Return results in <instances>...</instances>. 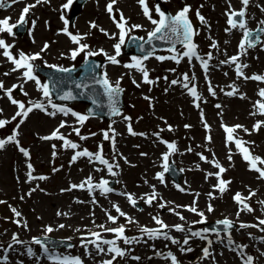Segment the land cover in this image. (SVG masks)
I'll use <instances>...</instances> for the list:
<instances>
[{
  "label": "snow or ice",
  "instance_id": "snow-or-ice-1",
  "mask_svg": "<svg viewBox=\"0 0 264 264\" xmlns=\"http://www.w3.org/2000/svg\"><path fill=\"white\" fill-rule=\"evenodd\" d=\"M18 2H20V0H11V3L8 4V7H11L12 4L18 3ZM41 2H42V0H36L35 4L25 5V7L21 10V15L19 17V20L15 24L10 23V19H11L10 17L0 19V33L6 32L8 34H13V29L25 24L27 22L26 17L30 13L31 9L34 8L36 6V4H39ZM43 2H48V0H43ZM72 2H73V0H68V3L62 5V8H64V9L68 8ZM116 3H117V0H110V2L106 5L107 12L110 14L111 18L113 19V22L116 24V27L119 29V33H118L119 39H118V42L114 45L116 55L115 56H107L108 61H110L112 64L119 63V61L116 59V57L121 54V46L123 44H125V38L129 36V33L135 29H140L142 27L141 25L128 26V22L125 19L122 12L119 15V20H117L115 15L113 14L114 5ZM138 3L142 7V11H143L144 16L149 19V21L151 22L152 25H154L153 30L148 33V42H151L154 38L166 39L167 37L165 36V33H170V34L175 35L177 37L182 36L181 43H182L183 47L186 49V51H184L182 53V55H173V56H168V57L158 56V57H156V59L161 60V61H163L165 59H172L176 63H179L180 59L183 57H187L189 59V61H191L193 58H195L197 60H200L202 68L205 71H207V69L209 67L207 60H201V58L197 55L196 45L192 42V37L196 34V32L193 29L192 23L188 17V13L191 10L190 6H187V5L184 6L175 15H168L165 12H163L161 10V8L157 5L155 7V12L158 14L159 19H153L152 15H151V10L147 4V0H138ZM248 3H249V0H241V4L245 8L248 5ZM4 6H5V0H0V8H2ZM227 15H228L227 24L229 25V28L226 29V31H231L232 29H237V28L243 30V38L241 39V41L238 45V47L242 53L246 52V47H254L256 45V43L260 42L259 33H264V20L259 21L257 29L255 31H253V30L247 29V23H246V20L244 19V17H245V11L244 10L230 11L227 13ZM197 16L201 20V22H204V17L200 15L199 11H197ZM61 18L63 19V16ZM67 24H68V21L65 20L66 26L64 29H62V31L64 34L69 36L72 43H74L78 46L77 48L71 50V59L75 60L76 57L78 55H80V53H82V52H84L86 54V57L100 55L103 53V49H101L99 52L86 51L88 46L86 44L81 43V40L83 39V37L78 35V34L73 35L72 33H70L68 31ZM32 25H33V27L35 26L34 20L32 21ZM90 27L96 28L97 25L95 23H92L90 25ZM101 31H104V30L101 29ZM105 35H108V33L105 32ZM113 38H115V36H113ZM130 38L136 39L134 37H130ZM139 39L142 40L143 38H139ZM210 46L212 48H216L217 44L215 42H213ZM11 47H12V45L7 44L4 39H0V49L4 50L2 52V55L4 57H6L14 65L12 70L17 71V70L23 69L22 77L25 79V82H27L28 80L35 81L38 91H40L42 93V96L47 100V104H45L44 102L29 101L28 106H26L24 103L18 102L17 100L12 98L13 89L16 87L22 88V85H20V86L14 85L13 89H4V84L2 81H0V90H4L5 94L8 96L11 103L14 105H17V107H18V111L15 113V116L13 117V119H15L16 117H21L20 123H23L24 119H26L30 113H32L34 110H39V111H42L45 114H47L49 116H53V117L55 115H57V113H61L65 116L71 114L73 117H75L76 121L80 125H83L89 119V115L79 114L70 108H67L64 106H58V105L52 103L51 94L49 91V85L48 84H41L40 80H38L37 77L33 74V67L34 66H33L32 61L40 59L41 58L40 53H35L32 55H26L23 52H21V53H19V57L17 58V57H14L11 54V52L9 51V49ZM48 47H49V45L47 43H45V45L41 49V52L46 51L48 49ZM170 51H175V48L173 47L172 49H170ZM103 54L107 55L106 53H103ZM147 58L148 57L145 56L143 59H147ZM211 58H212L211 53H209L208 59H211ZM133 60H134V63L125 65V67L134 68L137 71L141 72L142 77H143V82L151 84L152 81L149 79V73H148L147 69L143 66L142 60L140 58H136V57H133ZM238 60H239V56L234 55L226 61H221V63L235 64V66H236L235 70H236V74H237L238 78L242 77L246 80L251 79V80L264 82V76H261V75L244 76L242 68L247 67V65H241V64L237 63ZM50 67H54V68H56L57 71H60V72H71L72 71V69H70V68H63V67H59V66H50ZM5 75H7V73ZM193 79H194V77H193ZM183 80L184 81L189 80V77L187 74L183 75ZM97 82L102 84L105 93L108 95V97L111 100V115H113V116L120 115L121 114L120 110L117 107V98H118L120 92L122 91V89L120 88L119 80L116 81L115 84H113L109 81V79L107 77V73H104L103 79L100 81H97ZM133 83H135V81H133ZM177 83H178L177 80L171 81V84H173V85H175ZM77 87H79V85H77ZM183 87L188 89L190 95L193 98H195L196 100H200V96L197 93L195 85H193L191 88H189L188 83H184ZM230 87H232V86H230ZM209 91L213 96L215 95V92L212 90L211 86H209ZM237 92H238V89L233 87L232 91H229L225 94L228 96H233ZM25 95H27V93H25ZM259 96L264 98V89L260 90ZM61 99H74V97L69 93V94H66L65 96L61 97ZM49 107L52 109V111H48ZM196 107H199V104H197ZM216 107L220 108L221 106L219 104H217ZM255 107L258 108V111L261 115H264V102L258 101L257 104L255 105ZM0 112H2V110H0ZM252 114L255 115L256 113H252ZM201 116L203 118V113H201ZM125 119L128 120L130 118L125 117ZM7 123H9V121L0 119V128L5 127V125ZM65 126H66L65 122L61 121L59 128H63ZM260 126H261V124L258 122L257 124L254 125V129L258 130L260 128ZM185 127L187 128L190 126L185 125ZM207 127H208V125L205 123V128H207ZM222 127H223L225 133L227 134L226 140L228 142H234L235 143V146L238 149V151L242 154L243 159L249 164L250 170L257 172L258 178L264 179V168L258 166V164L264 165V159H261L260 157L252 156L249 149L246 147V142L234 136V133L237 131V129L243 128V126L242 125H235V126L229 127L226 125H222ZM59 128L54 130L50 136H45L42 139H44V140L58 139V140L63 141L64 147L71 148V149H77L79 147V145L77 143L72 142L71 140L66 139L62 134H60ZM110 130L113 133L112 136L109 135L108 131H105L103 133V136H104L105 140H111L114 144L115 143V140H114L115 130L114 129H110ZM169 130H171L170 127H169ZM73 131L76 133L77 136H80L79 128H73ZM128 131L131 135H137V133L133 132L130 125L128 128ZM244 131L247 132L248 130L244 129ZM80 138L86 139L87 137L80 136ZM208 139L210 141L211 137H208ZM9 142H15L18 144V141L15 140V135L8 137L7 139H0V150H2L5 147V145ZM162 142L166 144V147L168 149V151L163 154L164 172H167L170 170L169 165L167 163L169 156L171 154L175 153L177 151V149H176V145L174 142H172V143L166 142V141H162ZM53 148H55V145H53ZM19 151L22 152L25 157L29 156L28 151L26 149H24L23 147H19ZM189 151H191V149H189ZM53 155L55 156V152H53ZM79 157H88L90 161L94 157L95 160L98 161L100 164L107 166V171L111 175H113V176L117 175V173L115 171H113L114 165L109 163V161L106 160L104 158V156L102 155V146H101L100 151H98L95 154L88 151L87 149H83L82 151H76L71 158V162H75ZM200 158H201V160H205L206 162L212 163V165L218 169V172L208 173V176L215 175L217 177L218 183L216 185H214L213 187H214V189L218 190L221 194H223L227 190L228 184L231 183L230 181H226V180L221 178L222 174L226 171V169L224 167H222L219 164V162H217L215 160L207 161V158L204 157L203 155H201ZM228 158H229V160H231V155H229ZM27 167L29 169L28 174H27L28 180L31 181L32 179H35V177L32 176L33 169H32L31 163H29L27 165ZM115 167L118 168L119 165L117 164V165H115ZM99 170L100 169H97V171H99ZM164 172L157 174V178L160 179L161 181H163ZM38 179L43 180V179H46V177L40 176V177H38ZM85 185H87L89 191H92L93 189H99L101 191V194H107V193L113 192V189L111 187H109V181L108 180L101 179L98 184L93 185L91 177L87 178V180L85 182H82L79 185H75V184L70 185V188L67 190H72L75 188L84 189ZM35 190L36 189H32L28 193V195H31V192L35 191ZM180 190L184 191V189H180ZM62 191H65V190L62 189ZM121 194L125 195L127 197V200L132 204L133 207L136 206L137 201L133 198V196L131 194H127V193H121ZM208 195L210 197L213 196V194L211 192L208 193ZM254 195H255V193L252 192V193H250V195L248 197H243L240 193H236L235 196L233 197V199L238 205H242L240 211L246 210L248 212H252L253 209L245 201L247 199H250ZM213 198H215V197H213ZM21 199H23V197H21ZM155 199H156V193H155V191H153V193L151 195L147 196L145 202L149 205H152V203ZM0 203H5V202L0 201ZM261 203H264V201H261ZM159 206L161 208H164V207H166V204L161 203ZM113 207L115 208V211L119 214L120 217H126V213L121 211V209L118 205H113ZM178 207H185L188 211L195 213L201 217L200 221H197L194 223L205 222V213L203 211L197 210V207L195 206V201L193 202V205H191V206H178ZM11 210H12L15 217L21 216V213L18 212L15 208H12ZM207 211L208 212L214 211L211 204L208 205ZM174 214H176L180 220L185 219V217L180 215L178 212H174ZM57 215H67V214L66 213L62 214V213L58 212ZM106 215H107L108 220L111 223L115 224L117 222L118 217H114L110 213H106ZM237 215H239V211H238ZM126 220L128 223H135V221H133L130 217H126ZM153 220L155 221V223L157 225H159L158 228L148 229L147 227H143V228H141L140 231L144 234H147L150 238H159V237L163 236L164 239L170 240L173 244H180L181 243L180 241L176 240L175 238H172L171 236H169L167 234V232L164 231L165 229L169 228V225L165 224L163 220L159 219L158 217H153ZM14 222L17 223L18 226L20 225L19 220H15ZM217 224L223 225L225 230L231 229L233 227V222L231 220H229L228 218L217 221ZM259 225H264V219L259 220ZM23 226L27 227V224L25 223ZM59 227L64 228L65 225L60 224ZM99 227L104 228V230L107 232L113 233L115 236V239H113V240H106L105 239V240L101 241L100 233L94 232V233H91V236L95 237V239L89 240V239H87V237L82 238V246L87 248V244L90 243V244L95 245V247L98 249V251L103 252L104 249L100 247V243H97V241H101L103 244L110 245V247L107 249V251L109 253H113L114 255H113L112 259L105 260L102 262V264H113V260H115L116 257H123L125 255V251H123L120 247L116 246V240L117 239H122L125 244H131V243L137 241V238H135V237L129 238V237H126L124 235L125 228L123 226H118L115 228H106L104 225H99ZM171 227H173L178 232L185 231L184 226L181 224H176V225H173ZM240 227L241 228L248 227V225L241 224ZM252 227H257V225H252ZM44 231L47 233H51L52 231H54V229L51 226H45ZM77 231H79V229H77ZM203 231L208 232L209 230L205 229ZM261 231H264V228H261ZM189 232H190L191 237H199L201 239H206V237L204 235H202L201 231H191L189 229ZM217 234H219V233L217 232ZM12 241H13V243H16V244L22 243L18 239L16 234H13ZM228 242L230 244L233 243L230 235L228 238ZM33 243H35L37 245H41V247L44 248L45 252L48 251L47 247L44 246V243L40 238H33ZM182 243H183V245H187L189 243V238L186 237ZM209 244H211V241H209ZM8 247L10 248V247H12V245H9ZM180 250L182 252L183 251H191L190 248L185 249L183 247H181ZM27 253L30 256L33 255L32 249L28 248ZM203 254H204V257L209 256L208 248L203 249ZM167 258L170 259L171 264H179L176 256L174 254H172L171 252L168 253ZM4 259H6V257H4ZM134 259H139V257H134ZM252 261H253V258L251 256H248L246 261H245V264H252ZM63 264H82V261L79 258H72V259L64 258Z\"/></svg>",
  "mask_w": 264,
  "mask_h": 264
},
{
  "label": "rangeland",
  "instance_id": "rangeland-1",
  "mask_svg": "<svg viewBox=\"0 0 264 264\" xmlns=\"http://www.w3.org/2000/svg\"><path fill=\"white\" fill-rule=\"evenodd\" d=\"M106 0H101L102 4L105 2ZM103 16V15H102ZM111 16H108V19H110ZM90 21H94V19L90 18ZM87 19V21L89 20ZM45 36L43 37V40L46 39L48 37L49 34L44 33ZM42 43V41H41ZM40 43V44H41ZM161 97L163 98L164 101L161 102V108L159 109V112L162 113V111H165V115L166 117H168L169 119H171L174 123H176L178 126H183V124H181L183 122L182 120V116H179L178 112H180V109L179 110H175L173 105H168L169 103V97L167 95H161ZM177 111V116H179L180 118H178L175 114V112ZM263 149V148H262ZM264 153V152H263ZM247 175V171L244 172V175H243V178L242 177H239L241 178L242 180L245 181V177ZM263 193H264V185H263ZM229 201V200H228ZM229 204H231V202L229 201ZM243 218H239L238 221L242 220Z\"/></svg>",
  "mask_w": 264,
  "mask_h": 264
}]
</instances>
